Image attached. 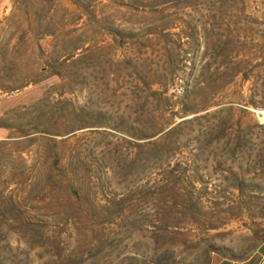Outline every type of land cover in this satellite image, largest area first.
Masks as SVG:
<instances>
[{
	"label": "rangeland",
	"instance_id": "rangeland-1",
	"mask_svg": "<svg viewBox=\"0 0 264 264\" xmlns=\"http://www.w3.org/2000/svg\"><path fill=\"white\" fill-rule=\"evenodd\" d=\"M259 110L264 0H0V264L263 257Z\"/></svg>",
	"mask_w": 264,
	"mask_h": 264
},
{
	"label": "trees",
	"instance_id": "trees-1",
	"mask_svg": "<svg viewBox=\"0 0 264 264\" xmlns=\"http://www.w3.org/2000/svg\"><path fill=\"white\" fill-rule=\"evenodd\" d=\"M32 82H36V81H32V80H24L22 82V84H20L19 86L17 87H7L5 89H3L5 92H8V91H11V90H19V89H22L24 87H26L28 84L32 83ZM263 257L260 256L259 258H256L255 256L252 257L250 260H248L247 262L243 263V264H260V262L262 261Z\"/></svg>",
	"mask_w": 264,
	"mask_h": 264
},
{
	"label": "bare ground",
	"instance_id": "bare-ground-1",
	"mask_svg": "<svg viewBox=\"0 0 264 264\" xmlns=\"http://www.w3.org/2000/svg\"><path fill=\"white\" fill-rule=\"evenodd\" d=\"M258 113H259V115H260L261 117L264 118V110H259Z\"/></svg>",
	"mask_w": 264,
	"mask_h": 264
},
{
	"label": "crops",
	"instance_id": "crops-1",
	"mask_svg": "<svg viewBox=\"0 0 264 264\" xmlns=\"http://www.w3.org/2000/svg\"><path fill=\"white\" fill-rule=\"evenodd\" d=\"M263 259H264V256H263ZM263 259H262V260H263ZM260 264H261V262H260Z\"/></svg>",
	"mask_w": 264,
	"mask_h": 264
}]
</instances>
